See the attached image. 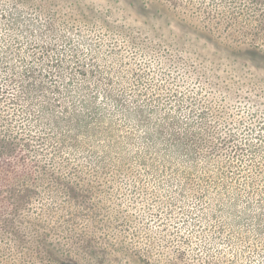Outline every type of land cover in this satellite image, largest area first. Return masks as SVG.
Returning a JSON list of instances; mask_svg holds the SVG:
<instances>
[{
    "label": "rangeland",
    "instance_id": "374dc122",
    "mask_svg": "<svg viewBox=\"0 0 264 264\" xmlns=\"http://www.w3.org/2000/svg\"><path fill=\"white\" fill-rule=\"evenodd\" d=\"M0 264H264V0H0Z\"/></svg>",
    "mask_w": 264,
    "mask_h": 264
},
{
    "label": "trees",
    "instance_id": "16d2710c",
    "mask_svg": "<svg viewBox=\"0 0 264 264\" xmlns=\"http://www.w3.org/2000/svg\"><path fill=\"white\" fill-rule=\"evenodd\" d=\"M144 2L147 4V3H148V0H144ZM168 143H170V142H168ZM178 144H179V143H178ZM176 145H177V143H176ZM215 160H219V161H221V162L223 161L222 158L215 159ZM197 164H198V163H196L195 166H197ZM106 165L109 166V170H110L111 168L116 167V166L119 165V164H117L116 162L108 161ZM86 167H87V166H86ZM87 168H88V167H87ZM114 229H116L115 226H114Z\"/></svg>",
    "mask_w": 264,
    "mask_h": 264
}]
</instances>
